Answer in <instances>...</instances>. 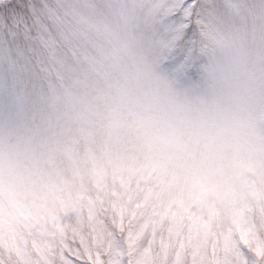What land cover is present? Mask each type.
<instances>
[{
  "label": "snow or ice",
  "instance_id": "1",
  "mask_svg": "<svg viewBox=\"0 0 264 264\" xmlns=\"http://www.w3.org/2000/svg\"><path fill=\"white\" fill-rule=\"evenodd\" d=\"M0 264H264V0H0Z\"/></svg>",
  "mask_w": 264,
  "mask_h": 264
}]
</instances>
